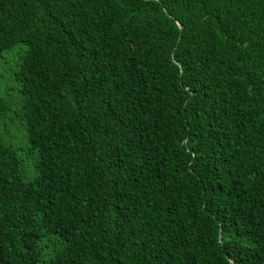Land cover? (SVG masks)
Segmentation results:
<instances>
[{
    "label": "trees",
    "instance_id": "obj_1",
    "mask_svg": "<svg viewBox=\"0 0 264 264\" xmlns=\"http://www.w3.org/2000/svg\"><path fill=\"white\" fill-rule=\"evenodd\" d=\"M19 44L0 264H264V0H0Z\"/></svg>",
    "mask_w": 264,
    "mask_h": 264
},
{
    "label": "rangeland",
    "instance_id": "obj_2",
    "mask_svg": "<svg viewBox=\"0 0 264 264\" xmlns=\"http://www.w3.org/2000/svg\"><path fill=\"white\" fill-rule=\"evenodd\" d=\"M25 50L21 44L15 46L2 54L0 60V98L8 105V111L0 122V139L6 143H11L19 149V153L24 156L23 178L25 181H32L36 177L34 164L36 156L26 158L27 143L23 123L14 114L20 109V85L14 80L20 58Z\"/></svg>",
    "mask_w": 264,
    "mask_h": 264
},
{
    "label": "water",
    "instance_id": "obj_3",
    "mask_svg": "<svg viewBox=\"0 0 264 264\" xmlns=\"http://www.w3.org/2000/svg\"><path fill=\"white\" fill-rule=\"evenodd\" d=\"M181 29V27H179Z\"/></svg>",
    "mask_w": 264,
    "mask_h": 264
}]
</instances>
